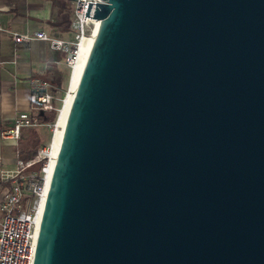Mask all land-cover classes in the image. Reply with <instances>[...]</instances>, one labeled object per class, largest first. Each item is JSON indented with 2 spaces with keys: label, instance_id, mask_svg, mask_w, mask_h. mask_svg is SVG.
<instances>
[{
  "label": "water",
  "instance_id": "water-1",
  "mask_svg": "<svg viewBox=\"0 0 264 264\" xmlns=\"http://www.w3.org/2000/svg\"><path fill=\"white\" fill-rule=\"evenodd\" d=\"M34 264H264V0H101Z\"/></svg>",
  "mask_w": 264,
  "mask_h": 264
},
{
  "label": "crops",
  "instance_id": "crops-1",
  "mask_svg": "<svg viewBox=\"0 0 264 264\" xmlns=\"http://www.w3.org/2000/svg\"><path fill=\"white\" fill-rule=\"evenodd\" d=\"M74 0H0V133L30 110L32 78L56 83L68 70L65 53L46 41L16 44L15 34L46 33L53 39H72ZM41 129H29L19 141L0 135V219L4 194L13 183L18 158L28 162L41 148L35 141ZM37 140V139H36ZM34 169V168H33Z\"/></svg>",
  "mask_w": 264,
  "mask_h": 264
},
{
  "label": "built area",
  "instance_id": "built-area-1",
  "mask_svg": "<svg viewBox=\"0 0 264 264\" xmlns=\"http://www.w3.org/2000/svg\"><path fill=\"white\" fill-rule=\"evenodd\" d=\"M89 3L99 4L101 0H74L71 40L53 39L46 33L15 34V43L24 44L33 40L49 42L53 49L65 53V64L72 74L79 61L83 42L96 35L95 32L101 23L95 18L85 17ZM30 87V110L19 114L12 127L1 131L2 139L19 141L26 130L51 128V124L43 122L42 116L59 112L55 88L50 82L40 78H32ZM52 146L51 141L49 145L41 148L31 161L26 162L18 158L13 183L5 192L1 205L3 216L0 219V264H34L38 232L48 191L46 183ZM37 165L41 166L39 172L33 171Z\"/></svg>",
  "mask_w": 264,
  "mask_h": 264
},
{
  "label": "bare ground",
  "instance_id": "bare-ground-1",
  "mask_svg": "<svg viewBox=\"0 0 264 264\" xmlns=\"http://www.w3.org/2000/svg\"><path fill=\"white\" fill-rule=\"evenodd\" d=\"M99 26V23H98ZM97 31L95 32V34ZM95 36L92 37L91 39H87L83 42L81 49H80V55H79V61L74 68L71 77L69 79V93L67 94L65 100L63 101V104L59 110L58 118H57V130L53 136L52 139V155H51V163L48 169V178H47V183H46V191L47 188L50 184V179L53 173L54 165H55V159L57 157L59 148H60V143L62 140L63 136V129L66 125V121L68 118V114L73 102V99L75 97V92L78 88L80 78L82 76L85 64L87 62L88 56L90 54L93 42H94ZM42 209H43V204H42Z\"/></svg>",
  "mask_w": 264,
  "mask_h": 264
},
{
  "label": "rangeland",
  "instance_id": "rangeland-1",
  "mask_svg": "<svg viewBox=\"0 0 264 264\" xmlns=\"http://www.w3.org/2000/svg\"><path fill=\"white\" fill-rule=\"evenodd\" d=\"M72 9H74V3L72 5ZM71 77V71L68 69L65 72V75L60 79V81H58V83H56V93H57V98H58V109L60 110L63 101L65 100L67 94L69 93V79ZM58 114L59 112H57V118H58ZM49 116H45L44 120H48ZM51 128L49 127H41V131L40 133L36 134V138L35 141L39 142V148H43L44 146H47L51 143L52 138H53V134L56 131L57 128V119L55 121V123L51 124ZM37 139V140H36ZM41 166L37 165L34 167L33 171L35 172H39V168Z\"/></svg>",
  "mask_w": 264,
  "mask_h": 264
},
{
  "label": "trees",
  "instance_id": "trees-1",
  "mask_svg": "<svg viewBox=\"0 0 264 264\" xmlns=\"http://www.w3.org/2000/svg\"><path fill=\"white\" fill-rule=\"evenodd\" d=\"M45 116H47V117L49 116L48 120H46V119L44 120ZM56 119H57V113H52V114L42 116V120L45 124H53V123H55ZM40 169H41V167L39 168V170Z\"/></svg>",
  "mask_w": 264,
  "mask_h": 264
}]
</instances>
